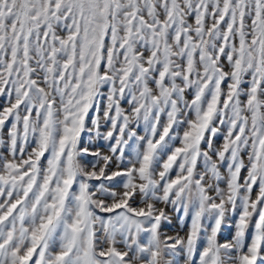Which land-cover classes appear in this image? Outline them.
<instances>
[{
  "label": "snow or ice",
  "instance_id": "6c2138e0",
  "mask_svg": "<svg viewBox=\"0 0 264 264\" xmlns=\"http://www.w3.org/2000/svg\"><path fill=\"white\" fill-rule=\"evenodd\" d=\"M0 98V264H264V0H0Z\"/></svg>",
  "mask_w": 264,
  "mask_h": 264
},
{
  "label": "rangeland",
  "instance_id": "374dc122",
  "mask_svg": "<svg viewBox=\"0 0 264 264\" xmlns=\"http://www.w3.org/2000/svg\"><path fill=\"white\" fill-rule=\"evenodd\" d=\"M0 103H3V99H2V98H0ZM124 107L127 108V107H128L127 104H125ZM139 134H141V135L144 134V133H143V128H142V126H141V128L139 129ZM99 143H100L101 145H103V144H104V141L101 140ZM216 143H217V146H218L219 143H220L219 139L216 141ZM93 150H95V149H93ZM101 151L106 153V152H107L106 147H102V148H101ZM88 159H89V160H92L93 157L89 156ZM92 183H98V182L93 181ZM169 215L172 216V224H171V225H165V230H168V234H169V235H172V234H174L175 232L180 231V225H179V222L177 221V219H176V217H175V214L172 213L171 210H169ZM229 222H230V221H229ZM186 230H187V229L185 228L184 231H186ZM180 234L183 235L184 233L181 232ZM231 235H232V229L229 228V227H228V224L226 223V224L224 225V227H223L221 233H220L219 239H220L221 241H224L225 239L230 238Z\"/></svg>",
  "mask_w": 264,
  "mask_h": 264
}]
</instances>
